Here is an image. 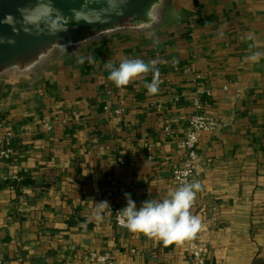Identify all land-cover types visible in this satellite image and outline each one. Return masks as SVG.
Returning <instances> with one entry per match:
<instances>
[{
    "label": "crops",
    "instance_id": "obj_1",
    "mask_svg": "<svg viewBox=\"0 0 264 264\" xmlns=\"http://www.w3.org/2000/svg\"><path fill=\"white\" fill-rule=\"evenodd\" d=\"M255 51L264 53V0H168L151 31L107 35L0 78V124L18 135L13 160L0 159L4 264H93L91 252L115 264H194L195 245L209 264H264V57L245 61ZM125 58L156 61L157 94L144 87L152 74L123 88L107 79L105 64ZM197 82L220 125L202 135L190 180L202 185L192 209L202 230L165 246L117 227L110 208L97 222L101 201L122 209L130 193L140 207L180 186L173 172Z\"/></svg>",
    "mask_w": 264,
    "mask_h": 264
},
{
    "label": "water",
    "instance_id": "obj_2",
    "mask_svg": "<svg viewBox=\"0 0 264 264\" xmlns=\"http://www.w3.org/2000/svg\"><path fill=\"white\" fill-rule=\"evenodd\" d=\"M168 0H0V78L27 76L59 50L151 31Z\"/></svg>",
    "mask_w": 264,
    "mask_h": 264
},
{
    "label": "clouds",
    "instance_id": "obj_3",
    "mask_svg": "<svg viewBox=\"0 0 264 264\" xmlns=\"http://www.w3.org/2000/svg\"><path fill=\"white\" fill-rule=\"evenodd\" d=\"M246 39L252 40L253 36L248 34ZM262 57H264V53L255 51L246 56L245 61L256 63ZM77 62L84 63V58L81 57ZM105 68L108 71L107 79L113 82L117 88L126 87L133 80L152 74L151 82L146 83L144 87L149 95H155L159 91L161 81L155 60L145 62L139 58H125L120 61L118 66L107 62ZM181 175L186 177L189 173L183 172ZM201 191L202 185L199 181L182 180L180 186L170 189L162 200L147 199L140 207H137L130 193H125L127 203L117 212V220L129 232L143 234L149 239L162 242L165 246L191 241L203 228L201 218L191 211L197 194ZM109 208L110 205L107 201L97 203L94 210L95 220L102 221L104 210Z\"/></svg>",
    "mask_w": 264,
    "mask_h": 264
},
{
    "label": "built area",
    "instance_id": "obj_4",
    "mask_svg": "<svg viewBox=\"0 0 264 264\" xmlns=\"http://www.w3.org/2000/svg\"><path fill=\"white\" fill-rule=\"evenodd\" d=\"M197 89L191 98V103L195 109V113L189 120V130L180 143V148L185 151V158L182 165L173 172L174 179L181 184L182 180L190 182V180L196 175L199 162V153L197 146L204 133H215L219 130V122L214 117L207 115L205 109V98L212 96V92L209 89L203 87L201 83L197 82ZM177 100L180 97L176 98ZM164 131L167 135H170L172 130L169 121H166ZM18 135L15 131L5 128L3 124H0V159L5 162L13 160L15 155V143ZM188 172L189 175L182 176L181 173ZM196 206L193 205L192 209ZM110 210L114 215V223L117 227H122L117 220V212L121 210L117 205H110ZM191 209V211H192ZM193 255L194 264H209L204 256L203 247L195 245L191 249ZM88 260L93 264H115L110 256L105 254H99L97 252H91L88 255ZM0 264H4V258L0 253Z\"/></svg>",
    "mask_w": 264,
    "mask_h": 264
},
{
    "label": "bare ground",
    "instance_id": "obj_5",
    "mask_svg": "<svg viewBox=\"0 0 264 264\" xmlns=\"http://www.w3.org/2000/svg\"><path fill=\"white\" fill-rule=\"evenodd\" d=\"M14 81V80H13Z\"/></svg>",
    "mask_w": 264,
    "mask_h": 264
}]
</instances>
